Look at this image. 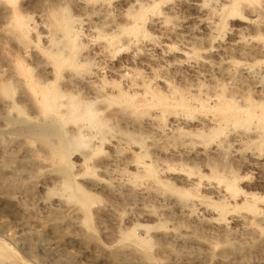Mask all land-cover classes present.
Wrapping results in <instances>:
<instances>
[{"label":"rangeland","instance_id":"1","mask_svg":"<svg viewBox=\"0 0 264 264\" xmlns=\"http://www.w3.org/2000/svg\"><path fill=\"white\" fill-rule=\"evenodd\" d=\"M107 1L112 23L81 26L84 43L112 37L97 61L119 94L92 105L97 122L16 100L3 82L21 54L0 6V264H264V121L225 116L212 96L264 105V0H139L137 31L132 1ZM12 6L32 20L87 13L67 0ZM180 97L184 108L171 104Z\"/></svg>","mask_w":264,"mask_h":264},{"label":"bare ground","instance_id":"2","mask_svg":"<svg viewBox=\"0 0 264 264\" xmlns=\"http://www.w3.org/2000/svg\"><path fill=\"white\" fill-rule=\"evenodd\" d=\"M12 1L1 0L0 6L5 23L11 25L12 36L18 41L16 49L21 54V61L15 67L5 69L6 73L3 83H12V90L18 89L19 91L16 100L25 102L31 107L65 108L77 115L78 118L84 117L97 122V118L94 117L97 115V110L92 108V105L100 100H111L119 94L118 91L100 84L101 68L97 61V59L99 60V58L104 56H110L108 52L112 37H99L95 41L84 43L81 26L83 23H94L91 18H94L96 23L105 25L112 23L107 13L109 2L107 0H94L92 2L87 0H67L78 8L87 11L84 19L75 18L64 10H52L45 18H42V15L37 13V20H32L27 15L14 12ZM131 1V6L137 11L131 16L130 23H132V26L129 27V30L137 31V25L142 21L146 10L142 9L139 0ZM156 21L158 22L159 19ZM90 26L92 25L90 24ZM126 41L127 39L124 42ZM25 57L30 58V61L27 62ZM208 65L207 61L200 60L189 64L188 67L196 69L198 66ZM32 66L35 72L31 73ZM171 69L174 70L175 67ZM111 70L114 71L113 69ZM226 76L232 77L230 73H226ZM212 96L217 100V105L221 110L226 113L225 116L231 115V118L242 123H246L254 117L264 121V105L261 103H245L244 99H241V104H239L231 99H222L216 93H213ZM156 98H152L151 104L157 101H161L164 107L170 104L164 99ZM125 103L133 105L132 99L129 98L125 100ZM80 104L85 106L82 111L78 110ZM171 104L180 108L186 106V102L181 97L175 99ZM255 109L259 110V112H255ZM156 119L155 115H149L143 122L145 125L150 126L156 124ZM84 128L85 124L79 123L71 132L74 137L83 139L85 136ZM235 136L237 140H240L242 135L237 134ZM213 150L216 151L217 147H214ZM146 172L154 178L152 167L146 166ZM224 186L230 191H235L236 189L233 179L225 181ZM119 188V185H115L111 190L114 194H117ZM214 191L218 193L219 189L216 188ZM193 204L194 199L189 197L188 194L182 195L178 202L180 211L184 213L185 217L190 219L195 217L192 209ZM248 230L249 233H252L257 230V227L253 226L248 228ZM28 235L30 234L28 233ZM125 235L133 237L134 234L129 232L125 233ZM31 241L32 243L34 242L30 240V243ZM129 250L122 249L117 253L125 256L130 253ZM62 261L60 260V262Z\"/></svg>","mask_w":264,"mask_h":264}]
</instances>
